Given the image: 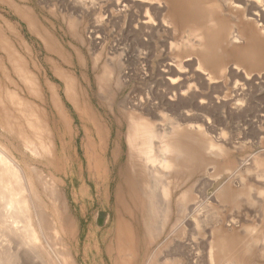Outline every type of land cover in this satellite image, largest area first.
I'll list each match as a JSON object with an SVG mask.
<instances>
[{"label":"rangeland","instance_id":"obj_1","mask_svg":"<svg viewBox=\"0 0 264 264\" xmlns=\"http://www.w3.org/2000/svg\"><path fill=\"white\" fill-rule=\"evenodd\" d=\"M116 1L0 0V36L22 54L26 67L33 76V73L36 74L37 81L53 86L56 96L55 102L47 88L43 90L39 87L37 92H30L12 69H7L11 82L2 78L1 83H8L9 89H15L44 111L49 119L50 141L55 148L50 156L42 149H37L35 153L25 148L13 130L15 134L6 131L0 113V148L3 146L11 152L29 172L31 167H34V172L39 171L40 179L36 182L34 174L32 182L35 181L38 187L41 208L46 216L48 214L47 220L54 221V228L48 233L57 240L53 246L59 252L58 257L50 254L46 243L43 249L39 248L35 262L24 264L208 263L205 257L207 246L203 248L200 245V236L196 239L198 247L201 246L199 249L196 243L191 242L189 234L180 232L174 242L182 245L179 252L186 258L181 262L170 260L168 227L166 224L161 226L159 218L162 210L155 207L158 214L154 215L153 209L148 211L147 200L137 199L134 195H122L120 198L126 200L122 214L132 230L128 243L124 240L125 235L120 229L126 231V224L117 216L114 189L119 183L120 170L127 171V142L124 136L127 117L124 111L131 104L139 105L142 111L153 114L156 110L167 116H171L172 111L166 101L174 108L185 107L191 113V121L199 125L200 138L210 137L218 143V164L213 162L206 171L196 172L191 177L196 193L206 191L210 196V203L204 208L207 219H203L204 228H209L227 213L228 203L222 202L213 193L228 179V171L233 173V177H229L233 182H237L240 175L254 178L256 173L264 172L263 166H256L254 161L255 157H264V66L252 69L248 75L242 71L226 70L215 74L210 83L203 80L202 74L197 71V75L184 83H190L188 96H181L176 89L183 81L173 83L170 80V77L175 78L173 74H161L170 61L175 64L180 60L185 68L191 66L193 60H186L189 52H181L182 41L188 34L185 27L181 24L165 26L159 23L160 15L148 10L147 14L156 24H151L153 28L150 30L147 28L141 32L137 21L144 9L136 0H125V6L121 7L116 6ZM167 9H171L170 4ZM0 59L2 62L5 60V52L1 48ZM233 61L228 64L233 65ZM0 73L3 77L1 70ZM65 74L77 81V97L71 91L66 93ZM100 83L102 85H98ZM167 92H176L175 99L162 100L164 94L170 95ZM99 96L102 97L101 102ZM76 98L78 109L75 108ZM121 102L123 107L119 105ZM55 104L69 122L66 133L58 119L57 123L52 120L53 115L57 116ZM9 117L11 123L16 119L19 122L23 120L25 124V119L17 117V114ZM89 118L98 120L101 125L102 140L92 130ZM92 145L98 150L93 151ZM228 158L235 162L232 160L231 169L226 171L222 169V163ZM244 167L250 169L249 172ZM196 177L198 182L194 180ZM51 182L57 188L53 204L50 193L43 189ZM127 209L132 213L129 214ZM191 224L188 229H191ZM259 246L261 243L252 248L259 250ZM5 264L19 263L12 260Z\"/></svg>","mask_w":264,"mask_h":264},{"label":"bare ground","instance_id":"obj_2","mask_svg":"<svg viewBox=\"0 0 264 264\" xmlns=\"http://www.w3.org/2000/svg\"><path fill=\"white\" fill-rule=\"evenodd\" d=\"M124 1L117 0L116 6H125ZM136 1L139 7L144 9L142 17H139L140 19L137 21L138 28L141 29L139 31L151 29L153 28L151 24H156L147 14L149 10L160 15L159 23L165 24V26H167L166 24H181L188 32L185 39H182L181 52H189L186 60H193L191 66L185 68L180 60L175 64L170 61L163 67L162 74L160 73L161 75L164 73L173 74L175 78L170 77L173 83L179 80L183 81L176 84V92L178 91L181 96H188V90L191 88L190 83H184L197 75V71L202 74L203 80L210 83L215 74H222L226 70L228 72L242 71L248 75L252 69L264 66V0ZM169 4L170 10L167 9ZM2 37L0 36V48L5 52V60L2 62L0 59V70L3 74V77L0 76V113L4 118V120L2 119L3 126L10 133L13 130L25 148L35 153L37 149H42L48 154L47 156L53 155L55 148L50 141L51 130L48 117L44 111L40 110V107L37 108L38 105L36 106L30 100L22 97L15 89L7 87L12 79H10L9 70L12 69L18 80L30 92H37L39 87L43 90L47 88L52 100L56 102L54 88L48 83L37 81L36 74L33 73L34 77L31 70L29 71L26 67L22 54ZM231 58L234 59L233 65L228 64L232 60ZM193 64L195 65L192 67ZM66 75L63 76L65 91L67 94L71 91L70 93L77 97L78 83L74 78ZM2 78L8 82L7 85L1 83ZM13 81L15 82V80ZM98 85H102V83ZM176 92L172 94L167 92L170 95L164 94L162 100L173 99ZM98 98L101 102L102 97ZM123 104L119 103L122 107ZM77 105L76 98L75 108ZM166 105L172 111L171 116L156 110H153V114L150 111L145 112L140 109L139 105L135 106L134 104L128 106L124 111L127 117V128L124 135L127 150L126 162H123L127 163V171L120 170L119 183L114 189L115 202L118 207L117 216L120 220L123 219L122 208L126 207V200L120 199L123 197L122 195L127 197L134 195L136 198L138 197L137 199L147 200L148 211L154 210V215L158 214L156 208L161 209L159 218L161 226L166 224L168 227L171 244L170 260L172 261L181 262L186 258L179 252L182 245L179 242V244L174 242L180 232L184 235L189 234V239L193 243H196V239L200 236V245L203 248L207 246V256H205L208 259L206 260L207 264H264V172L256 173L254 178L246 177L247 174L240 175L237 182L236 180L233 182V179L229 178L233 177V173L228 171L230 174L228 179L219 185L213 193L219 200L228 203L226 204L229 206L227 213L223 218L221 217L210 224L209 228H204L206 224H203V219L207 220L204 208L210 203V196L206 191L201 194L196 193L195 183L191 177L196 172L206 171L208 165L213 162L218 164L219 161L216 160V157L220 155L219 146L210 137L200 138L199 125L191 121L189 110L182 106L174 108L168 101H166ZM55 106L57 116L53 115L52 120L57 123L58 119L63 132L66 133L69 129V122L60 107L57 108L56 104ZM13 113L17 114V117L25 119L26 125L23 124V120L20 121L22 123L16 119H14V123L9 122V115H13ZM14 117L16 116L14 115ZM89 119L92 130L102 140L103 131L98 120ZM25 126L27 127L25 128ZM13 131L11 134H15ZM2 147L0 148V264L10 263L12 260L19 264L33 263L34 259L38 258L39 248L43 249L46 243L50 254L57 256L59 252L57 253V247L53 246L57 240L52 239L48 233L54 228V221L47 220L48 214L46 216L43 212L45 210L41 208L42 201H40L41 197L39 199V190L35 184V181L38 182L37 180L40 179L37 174L39 171L34 172V167H31L32 171L29 172L26 166L21 165L11 152ZM92 149L93 151L98 150L95 145H92ZM220 151L222 150L220 149ZM86 157H88L87 154ZM232 160L235 162L234 159L229 158L226 162L224 161L222 169L230 170L229 165ZM254 161L256 166L262 165L264 168V157H255ZM52 162L50 161V163ZM245 170L249 172L250 169L247 170L246 167ZM34 174L37 177L32 182ZM208 175L211 174L208 173ZM196 178L194 180L197 181L198 177ZM54 184V182H51L50 185L48 183L49 187L43 188L45 192L50 193L51 204L57 195V188ZM250 207H255V209ZM127 210L129 214L132 213V210ZM128 224L125 225L126 231L120 229L125 235L126 243L132 234ZM189 224L192 225L191 229H188ZM252 233L254 234L251 235ZM257 243H261L259 250L252 248ZM195 245L199 248V244ZM254 255H258V257L255 258ZM65 257L68 259L67 256ZM124 261L126 262V260ZM203 262L205 263L204 260Z\"/></svg>","mask_w":264,"mask_h":264}]
</instances>
